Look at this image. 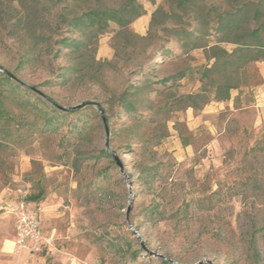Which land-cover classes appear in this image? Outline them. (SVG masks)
Masks as SVG:
<instances>
[{
  "label": "rangeland",
  "instance_id": "1",
  "mask_svg": "<svg viewBox=\"0 0 264 264\" xmlns=\"http://www.w3.org/2000/svg\"><path fill=\"white\" fill-rule=\"evenodd\" d=\"M124 1L42 0L30 23L0 0V264H264V60L230 75L229 101L204 77L211 46L237 48L217 21L250 0H146L128 30L69 26ZM16 196L40 251H9Z\"/></svg>",
  "mask_w": 264,
  "mask_h": 264
},
{
  "label": "trees",
  "instance_id": "2",
  "mask_svg": "<svg viewBox=\"0 0 264 264\" xmlns=\"http://www.w3.org/2000/svg\"><path fill=\"white\" fill-rule=\"evenodd\" d=\"M18 3L23 8L24 19L33 23L36 19V10L42 5V0H18ZM142 10L143 7L137 0H125L117 9L102 7L86 9L80 16L72 18L69 26L75 30L84 31L87 38L92 33H104L112 23L116 24L120 31H124L128 30L129 26L143 15ZM216 30L222 35L218 44L232 43L237 46L231 53L220 48L217 44L210 47L211 58L214 63L212 68L204 74V77L209 79L211 73L219 75L218 79L211 80V86L214 91V100L224 102L231 99L232 90L238 89V85L232 83V76L230 75L232 73L238 74L251 63L264 60V0L236 2L230 11L219 18L216 23ZM31 38L35 44L40 39L36 33H33ZM63 45L73 52H81L86 48L87 43L84 39L64 41ZM207 47L195 45L194 48ZM231 69H233L232 72ZM177 76L174 78L175 80H182L186 75L180 73ZM4 81H10L9 73L4 77ZM165 81L167 82V80ZM188 98L192 101L190 107H196L195 96L189 95ZM120 101L123 107L130 106L126 95H122ZM161 264L171 263L163 261Z\"/></svg>",
  "mask_w": 264,
  "mask_h": 264
},
{
  "label": "built area",
  "instance_id": "3",
  "mask_svg": "<svg viewBox=\"0 0 264 264\" xmlns=\"http://www.w3.org/2000/svg\"><path fill=\"white\" fill-rule=\"evenodd\" d=\"M1 210L5 216L12 219L16 226L15 250L34 252L47 244L39 217L29 208L24 197L16 203L5 204Z\"/></svg>",
  "mask_w": 264,
  "mask_h": 264
},
{
  "label": "crops",
  "instance_id": "4",
  "mask_svg": "<svg viewBox=\"0 0 264 264\" xmlns=\"http://www.w3.org/2000/svg\"><path fill=\"white\" fill-rule=\"evenodd\" d=\"M160 2H162V0L160 1ZM159 2V3H160ZM139 3L141 4V5H143V6H146V0H139ZM19 201V198H18V196H16L15 198H14V200H11V201H9V202H4V204H3V206L5 205V204H7V203H16V202H18ZM28 206H29V208L31 209V207H30V205L28 204ZM2 208V207H1ZM5 218L6 219H8L12 224H13V228H14V236H13V239L11 240V241H9V242H7L8 243V248H9V251L12 253L14 250H15V248H14V242H15V240H16V226H15V224H14V222L12 221V219H10L9 217H7V216H5ZM40 226H41V224H40ZM41 230H42V228H41ZM43 232V231H42ZM42 249V248H41ZM40 249V250H41ZM39 250V251H40Z\"/></svg>",
  "mask_w": 264,
  "mask_h": 264
},
{
  "label": "water",
  "instance_id": "5",
  "mask_svg": "<svg viewBox=\"0 0 264 264\" xmlns=\"http://www.w3.org/2000/svg\"><path fill=\"white\" fill-rule=\"evenodd\" d=\"M82 106H78V107H74V108H72V110H77V109H80ZM103 121H104V123H106L107 122V118H105V117H103ZM106 131H107V134L109 133V129H108V127H106ZM118 161V160H117ZM119 163V162H118ZM200 264H203V263H200Z\"/></svg>",
  "mask_w": 264,
  "mask_h": 264
}]
</instances>
